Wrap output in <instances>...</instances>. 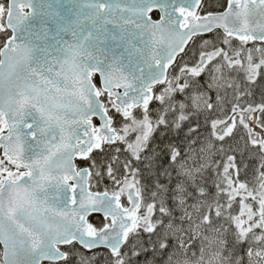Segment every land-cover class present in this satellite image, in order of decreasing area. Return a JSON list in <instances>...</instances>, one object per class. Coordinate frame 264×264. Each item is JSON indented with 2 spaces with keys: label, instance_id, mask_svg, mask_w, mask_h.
Listing matches in <instances>:
<instances>
[{
  "label": "snow or ice",
  "instance_id": "obj_1",
  "mask_svg": "<svg viewBox=\"0 0 264 264\" xmlns=\"http://www.w3.org/2000/svg\"><path fill=\"white\" fill-rule=\"evenodd\" d=\"M204 135L229 183L264 177V0H0V264H158L193 247L169 238L156 197Z\"/></svg>",
  "mask_w": 264,
  "mask_h": 264
},
{
  "label": "rangeland",
  "instance_id": "obj_2",
  "mask_svg": "<svg viewBox=\"0 0 264 264\" xmlns=\"http://www.w3.org/2000/svg\"><path fill=\"white\" fill-rule=\"evenodd\" d=\"M227 83L226 79H220L216 86L223 91ZM226 103L227 100H224L219 106L224 107ZM206 105V96L197 97L193 107L205 110ZM220 153V145L204 135L195 145L189 146L187 157L181 158L172 166L178 176L170 199L172 215L176 219H173L172 225L167 228V235L169 238L184 241L186 246L191 243L193 247L181 249L174 258L166 262L163 260L162 264H240L238 253L231 244L228 248L224 245V229H228V237L231 240L230 224L233 223L237 232L241 233L239 238L247 236L251 246L252 251L246 264H264V242L257 245L255 241L258 236L253 231L254 227L261 228L259 217L264 205V177L249 180L247 184L229 183L225 174L217 168ZM216 183L220 185V191L226 193H217L222 196V201L215 197L217 194H210L203 189L204 185L213 186ZM197 190H204L207 195L198 197L195 195ZM212 211H219L222 219L215 221L212 227L198 223ZM237 212L238 215H233ZM165 224H168L167 219ZM184 252H187V255H183Z\"/></svg>",
  "mask_w": 264,
  "mask_h": 264
},
{
  "label": "trees",
  "instance_id": "obj_3",
  "mask_svg": "<svg viewBox=\"0 0 264 264\" xmlns=\"http://www.w3.org/2000/svg\"><path fill=\"white\" fill-rule=\"evenodd\" d=\"M151 147V146H150ZM219 159H221V153L219 154ZM157 163H158V161H157ZM172 166L173 165H169V169H170V171H171V177H170V180L168 179V178H164V179H161V185H164V188H161V189H158V195H157V197H156V199H157V202L158 201H163L165 198H167V200H168V202H169V207L172 209V213H173V208H172V205L170 204V199H172V188H173V186H175L174 184L177 182V179H176V177H175V174H174V168H172ZM157 173H159V167H157ZM223 179V178H222ZM203 189L205 190V191H207V192H209L210 194H212L214 191H216V190H214L213 188H212V186H208V185H204L203 186ZM151 189H149V191H150ZM146 195H147V193H146ZM217 199H219V200H223V199H221V197L222 196H220V195H216L215 196ZM231 247L233 248V246L231 245ZM237 252V251H236ZM238 253V252H237ZM163 260H164V257L163 256H161V257H159L158 258V264H162V262H163Z\"/></svg>",
  "mask_w": 264,
  "mask_h": 264
},
{
  "label": "water",
  "instance_id": "obj_4",
  "mask_svg": "<svg viewBox=\"0 0 264 264\" xmlns=\"http://www.w3.org/2000/svg\"><path fill=\"white\" fill-rule=\"evenodd\" d=\"M184 2H187V0H184ZM259 220H260L261 228L264 229V206L261 209V215Z\"/></svg>",
  "mask_w": 264,
  "mask_h": 264
},
{
  "label": "bare ground",
  "instance_id": "obj_5",
  "mask_svg": "<svg viewBox=\"0 0 264 264\" xmlns=\"http://www.w3.org/2000/svg\"><path fill=\"white\" fill-rule=\"evenodd\" d=\"M174 174H175V177H176V179L178 178V176H177V174H176V172L174 171Z\"/></svg>",
  "mask_w": 264,
  "mask_h": 264
},
{
  "label": "flooded vegetation",
  "instance_id": "obj_6",
  "mask_svg": "<svg viewBox=\"0 0 264 264\" xmlns=\"http://www.w3.org/2000/svg\"><path fill=\"white\" fill-rule=\"evenodd\" d=\"M205 38H207V37H205ZM230 95V94H229ZM150 147V146H149Z\"/></svg>",
  "mask_w": 264,
  "mask_h": 264
}]
</instances>
